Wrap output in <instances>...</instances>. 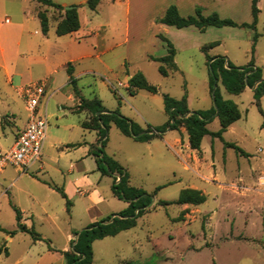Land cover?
I'll use <instances>...</instances> for the list:
<instances>
[{
  "label": "rangeland",
  "instance_id": "1",
  "mask_svg": "<svg viewBox=\"0 0 264 264\" xmlns=\"http://www.w3.org/2000/svg\"><path fill=\"white\" fill-rule=\"evenodd\" d=\"M53 1L77 6L79 31L57 36L55 22L62 11L46 9L32 0H0L1 152L12 141L10 126L5 127L7 139L2 135L1 118L14 113L17 125L27 118L16 89L41 80L45 66H65L72 57L85 56L71 62L80 96L97 99L106 110H118L142 127L167 121L163 94L176 99L186 94L187 106L194 111L207 112L214 107L207 56L223 57L236 68H247L252 60L264 80V0L257 3L255 41L254 31L245 28L211 27L199 32L194 27L176 29L156 23L170 5H175L183 17L193 16L195 8H200L204 16L217 13L222 19L249 23L251 0H101L95 11L88 9L86 0ZM35 8L47 10V34L41 31ZM159 36L167 38L176 51L178 72L168 77L161 76L159 64L150 59L166 55ZM213 42L218 45L207 48ZM137 71L156 87L155 94L143 90L135 95L128 93L124 87L126 75ZM66 76L63 68L57 70L53 82L46 86L41 107L49 122L42 153L53 158L44 160L43 170L36 174L37 163L23 170L26 177L19 181L17 188L21 190L15 199L13 188L8 193L6 189L16 169H22L7 166L0 175V227L15 230L11 205L20 207L27 217L24 224L33 227L41 239L34 242L28 234L16 232L7 242L0 232V249L6 247L9 253V257L1 255L0 264H66L63 252L70 249L75 233L113 218L127 206L113 195L112 177L101 175L93 158L86 163V168L93 170L88 173L92 186L86 187V195L74 193L71 186L68 211L59 193L31 180L63 187L62 179L73 162L72 156L58 155L63 147L51 144L53 140L78 139L68 125L85 119L83 114L68 111L76 99L68 98L73 92ZM217 86L224 100L237 105L241 117L227 128L222 140L204 136L200 152L189 149L183 128L167 130L160 138L145 143L122 135L110 125L104 154L127 170L131 186L149 194L160 189L135 227L93 242L91 264H264V115L259 111L264 114V96L259 98L258 107L252 88L234 95L220 82ZM219 127L213 116L207 129L216 132ZM89 134L87 139L94 140L93 151L97 153L100 143H96L95 132ZM224 143L235 144L245 155ZM185 188L201 191L205 202L197 206L158 204L159 200L175 201ZM26 192L32 193L39 204L31 205Z\"/></svg>",
  "mask_w": 264,
  "mask_h": 264
},
{
  "label": "trees",
  "instance_id": "2",
  "mask_svg": "<svg viewBox=\"0 0 264 264\" xmlns=\"http://www.w3.org/2000/svg\"><path fill=\"white\" fill-rule=\"evenodd\" d=\"M36 3L45 6L46 9L53 8L62 11V15L58 21L55 22V34L57 36H64L77 32L80 29V20L77 11V6L71 5L72 8L64 10L63 6L55 3L53 0H33ZM101 0H86V6L89 10L95 11ZM114 1V0H111ZM258 0H251V21L249 23H236L231 19H222L217 13H211L204 16L200 8H195V14L192 16L183 17L180 15L175 5L167 7L163 15L156 19V23L165 26L174 27L176 29H184L194 27L199 32H204L206 29L214 27H238L254 31V41L257 39L256 25L258 22L259 9L257 7ZM37 18L40 22L41 31L47 34L49 30V18L47 10L38 11ZM160 40L166 46V55L160 58H150L157 62L158 73L163 77H168L174 72H178V68L174 63L176 54L172 43L164 36H159ZM218 45V42H213L207 45V48ZM202 50H204L202 48ZM253 52V48H252ZM206 62L209 69V87L213 97L214 107L207 112L190 111L187 106L186 94L181 98L176 99L170 97L168 94H163L164 112L167 115V121L160 126H151L146 124L145 127L133 122L132 120L121 115L118 110L108 111L101 102L97 99L85 100L82 98L76 88V80L72 76L71 65L67 64L68 85L72 87L75 98L79 100L73 111L80 113L86 111L92 115L88 121L82 122L81 126L85 129L96 131L98 135V143L100 147L97 153L93 152L95 158L96 170L101 175L112 177L111 191L115 197L127 203L125 209L105 220H100L92 223L82 229L75 240L70 241V249L63 252L66 264H91L93 259L92 244L96 240H101L105 237H113L118 233L131 229L136 226V221L141 217L146 208L151 203V199L156 195L157 187L151 194L145 192L143 189L136 188L129 183V174L127 170L121 166L117 161L104 154L103 148L106 141V132L110 125L113 124L118 131L136 142H150L155 138H160L167 130L179 131L184 129L188 138L189 149L200 152L201 141L204 136L209 135L211 138L222 140L223 133L235 121H237L241 114L233 102L224 100L221 96L217 83L223 86L226 92L238 95L244 91L246 87L252 88L256 104L259 107L258 100L264 96V80L261 77V72L258 67L253 66L252 60L250 66L247 68H236L230 65L228 61L225 62L223 57H206ZM215 86V88H214ZM127 91L130 95H135L137 91L143 90L151 94H155L157 89L155 86L149 84L144 75L137 71L132 74L127 80ZM262 115L263 112L259 108ZM215 116L219 122V129L216 132H209L207 129L208 123ZM2 121V120H1ZM264 126V122L262 124ZM225 147L233 148L236 153L245 155V153L233 143H224ZM116 177L118 182H116ZM59 195L65 200L66 210H69L71 202L67 198L63 189L56 186H51ZM205 202V196L201 191L185 188L179 192L177 199L173 202L158 201L160 206H167L170 204L176 205H200ZM16 220L15 230H5L0 228V231L12 237L17 231L28 234L35 242L40 240V236L34 231L33 227L27 228L21 223V212L13 205H11ZM2 250L0 249V254ZM7 256L8 252L5 248L3 251ZM128 264V263H126Z\"/></svg>",
  "mask_w": 264,
  "mask_h": 264
},
{
  "label": "crops",
  "instance_id": "3",
  "mask_svg": "<svg viewBox=\"0 0 264 264\" xmlns=\"http://www.w3.org/2000/svg\"><path fill=\"white\" fill-rule=\"evenodd\" d=\"M116 1H118V0H116ZM116 1H114V2H116ZM33 2H35V1H33ZM127 2H128V0H127ZM36 4L39 5L38 3H36ZM85 4H86V2H85ZM60 5L65 7V6H71L72 4H60ZM37 12L38 11L35 8L36 17H37ZM72 34H74V33H72ZM72 34H68V35H72ZM83 57H85V56L76 57V58L72 57L71 59H69L70 61L65 64V66H45V73H44L43 76H41L39 78V79L45 81V95H46V86L53 82V75L56 74L57 70L61 69V68H63L65 70V72H66L68 63L71 65L72 76L76 80L75 67L72 65L71 62L79 60V59H81ZM66 75H67V72H66ZM130 76L131 75H126V83H124V87H127V80L129 79ZM66 81L68 83V75L66 76ZM107 83H108V81H107ZM120 84L123 86L122 83H120ZM19 88L16 89V93L21 98L20 93H19ZM72 92H73V90H72ZM68 98L72 100L73 98H75V96L72 93V94H70L68 96ZM75 99H76L75 103H72V105H70L68 107V111L70 113H72V114H83L85 119L82 120V121H79L78 124H75V123L69 124L68 125V130L70 132H75L76 134H78V139L70 138V139H64L62 141L53 140L52 143H51L52 147H54V148H57V147L58 148L59 147H63L64 148V149H61V151L58 153V155L72 156L73 162L69 165V169L66 171L65 177H63V179H62L63 182H64V183H62L63 187H60L59 185H57V183H54V182H52L49 185H46L43 182H41L40 180H38V179L31 178V180H33L36 184L41 185L43 187H46V189H48L50 192L55 191L51 186H56V187L62 188L64 193L68 197H69V191H70L71 186L74 187V193H80V195H86L87 192H88V189L86 187L89 186V185L92 186V184L90 182V179H89V176H88V173L89 172H93V170L86 168L87 161L89 159H91V158L95 159L94 156H93L94 140L91 139L89 141L87 139V135H90L89 132H95V134L97 136L96 137V143L98 142V135H97L96 131H93V130H90V129H85V128H83L81 126L82 122H85V121L89 120L90 113H88L86 111H82L80 113H75L73 111V108L77 104H79V100L77 98H75ZM187 105H188V103H187ZM188 109L191 112L194 111V110H191L189 107H188ZM15 119H16V115H14V113H10V115H6L5 117L1 118V120H2L1 121V125H2V130H3L2 135L6 139L8 137L7 136L8 132H6L5 127L10 126V133H11V138H12L10 147L13 145L17 134L24 129V127L26 125V122H27V118H26L20 125H17V122H15ZM6 121H7V123H6ZM45 141H46V139H45ZM42 150H43V148H42ZM52 158H53L52 156H48L47 152L45 154L41 153V158H40V160L38 162H36L37 166H36L35 171L33 173L36 174L37 172L42 171L43 168H44V164L46 162L44 160L52 159ZM59 158H60V156L56 157L54 162L58 163ZM16 172H17L16 176L9 181L8 188L6 189V193H8L9 192L8 190L10 188H13V190L15 191V192L13 191L14 192L13 199H15L14 196L17 193V191L20 192V190H21V189L17 188V185H18L19 181H22L26 177V172H24L23 170L20 171L19 169H16ZM1 174H3V170L0 171V175ZM26 194H27L28 198L31 201V205L39 204L37 198L32 193L26 192ZM93 194H94V189L92 188L91 189V195H93ZM96 196H98L97 193H96ZM17 206H20V205L18 204ZM16 208L21 212V217H22L21 223L24 224L25 220L27 219V217L25 216V211H24V209H21L20 207H16ZM26 227L28 228V226H26ZM0 232L5 235V239H4L5 241L10 242L12 240V237H10L9 235H6L2 231H0ZM17 233H22V232L17 231ZM7 252H8V250H7ZM2 253H3V251H2ZM2 253L0 254V257H1V255H4V253L3 254ZM5 257H9V253Z\"/></svg>",
  "mask_w": 264,
  "mask_h": 264
},
{
  "label": "built area",
  "instance_id": "4",
  "mask_svg": "<svg viewBox=\"0 0 264 264\" xmlns=\"http://www.w3.org/2000/svg\"><path fill=\"white\" fill-rule=\"evenodd\" d=\"M7 22V21H6ZM20 96L27 112V122L19 132L13 145L0 151V170L7 166L27 170L38 162L46 139L48 117L42 110L45 96V81L28 83L19 88Z\"/></svg>",
  "mask_w": 264,
  "mask_h": 264
},
{
  "label": "water",
  "instance_id": "5",
  "mask_svg": "<svg viewBox=\"0 0 264 264\" xmlns=\"http://www.w3.org/2000/svg\"><path fill=\"white\" fill-rule=\"evenodd\" d=\"M71 8H72V6H65V7H63L64 10H68V9H71ZM214 88H215V86H214ZM76 237H77V235L75 236V239H76Z\"/></svg>",
  "mask_w": 264,
  "mask_h": 264
}]
</instances>
